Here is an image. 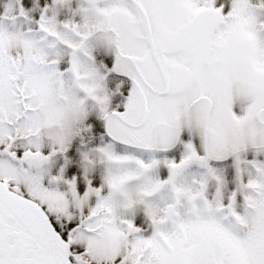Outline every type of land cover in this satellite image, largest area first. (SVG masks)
Segmentation results:
<instances>
[{
    "label": "snow or ice",
    "instance_id": "6c2138e0",
    "mask_svg": "<svg viewBox=\"0 0 264 264\" xmlns=\"http://www.w3.org/2000/svg\"><path fill=\"white\" fill-rule=\"evenodd\" d=\"M0 264H264V0H0Z\"/></svg>",
    "mask_w": 264,
    "mask_h": 264
}]
</instances>
